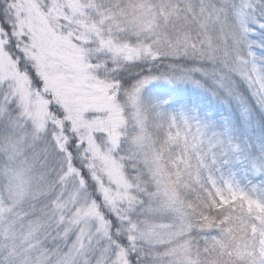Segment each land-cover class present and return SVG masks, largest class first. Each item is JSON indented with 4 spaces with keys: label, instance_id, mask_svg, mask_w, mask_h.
Here are the masks:
<instances>
[{
    "label": "snow or ice",
    "instance_id": "1",
    "mask_svg": "<svg viewBox=\"0 0 264 264\" xmlns=\"http://www.w3.org/2000/svg\"><path fill=\"white\" fill-rule=\"evenodd\" d=\"M0 264H264V0H0Z\"/></svg>",
    "mask_w": 264,
    "mask_h": 264
}]
</instances>
